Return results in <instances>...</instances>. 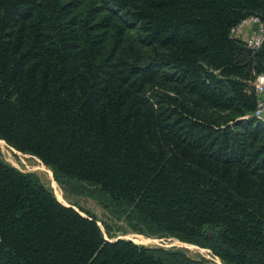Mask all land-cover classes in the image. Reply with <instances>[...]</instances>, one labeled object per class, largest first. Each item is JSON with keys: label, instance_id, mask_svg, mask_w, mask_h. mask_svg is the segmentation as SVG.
Segmentation results:
<instances>
[{"label": "trees", "instance_id": "1", "mask_svg": "<svg viewBox=\"0 0 264 264\" xmlns=\"http://www.w3.org/2000/svg\"><path fill=\"white\" fill-rule=\"evenodd\" d=\"M264 0H0V141L99 188L132 232L264 264ZM106 239L0 160V264H205Z\"/></svg>", "mask_w": 264, "mask_h": 264}, {"label": "rangeland", "instance_id": "2", "mask_svg": "<svg viewBox=\"0 0 264 264\" xmlns=\"http://www.w3.org/2000/svg\"><path fill=\"white\" fill-rule=\"evenodd\" d=\"M0 160L22 172L35 174L62 204L74 206L81 212L91 213L108 240L110 239L106 233L107 229L113 239L131 240L136 244L153 248L178 249L192 259L204 260L205 264H222L209 250L196 245L185 244L171 237L145 236L132 232L125 222L122 211L110 204L99 188L77 181H68L59 185L54 180L52 172L35 157L17 152L6 144H0Z\"/></svg>", "mask_w": 264, "mask_h": 264}, {"label": "built area", "instance_id": "3", "mask_svg": "<svg viewBox=\"0 0 264 264\" xmlns=\"http://www.w3.org/2000/svg\"><path fill=\"white\" fill-rule=\"evenodd\" d=\"M250 23L258 26L247 39L245 43L251 50H258L264 43V23L257 17H249L242 20L238 25L230 30L232 36L238 37V34ZM253 88L256 95V108L253 117L264 125V72L256 75L253 81Z\"/></svg>", "mask_w": 264, "mask_h": 264}, {"label": "crops", "instance_id": "4", "mask_svg": "<svg viewBox=\"0 0 264 264\" xmlns=\"http://www.w3.org/2000/svg\"><path fill=\"white\" fill-rule=\"evenodd\" d=\"M258 26L254 23H250L247 26H245L244 29L238 34V38L245 41L254 31H256Z\"/></svg>", "mask_w": 264, "mask_h": 264}, {"label": "bare ground", "instance_id": "5", "mask_svg": "<svg viewBox=\"0 0 264 264\" xmlns=\"http://www.w3.org/2000/svg\"><path fill=\"white\" fill-rule=\"evenodd\" d=\"M0 144L4 145L3 142H1V141H0ZM140 238H141L142 241L146 242V240L144 238H142V237H140Z\"/></svg>", "mask_w": 264, "mask_h": 264}, {"label": "water", "instance_id": "6", "mask_svg": "<svg viewBox=\"0 0 264 264\" xmlns=\"http://www.w3.org/2000/svg\"><path fill=\"white\" fill-rule=\"evenodd\" d=\"M60 202V201H59ZM66 206H68L69 207V205H66ZM133 242V241H132ZM135 243V242H134Z\"/></svg>", "mask_w": 264, "mask_h": 264}]
</instances>
